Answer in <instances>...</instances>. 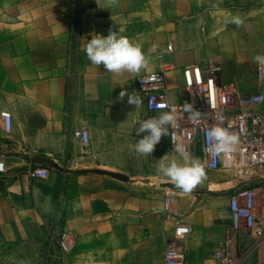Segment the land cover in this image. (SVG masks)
I'll return each instance as SVG.
<instances>
[{"label":"crops","instance_id":"0c3cea01","mask_svg":"<svg viewBox=\"0 0 264 264\" xmlns=\"http://www.w3.org/2000/svg\"><path fill=\"white\" fill-rule=\"evenodd\" d=\"M232 17L243 23H227ZM110 30L142 46L139 73L108 72L87 58L91 36ZM257 55L264 0H0V264H163L176 242L167 197L192 228L176 242L185 264H220L214 254L231 223L236 173L190 192L160 174L161 157H182L172 129L152 155L135 151L138 122L162 113L148 109L136 82L164 69L170 102L198 104L204 95L187 87L184 69L200 65L220 68L219 84L254 93L264 89ZM128 94L142 102L129 104ZM82 127L88 146L74 134ZM37 167L48 176H34ZM63 230L76 240L68 255L58 245ZM258 260L253 251L242 264Z\"/></svg>","mask_w":264,"mask_h":264},{"label":"built area","instance_id":"2783aa9c","mask_svg":"<svg viewBox=\"0 0 264 264\" xmlns=\"http://www.w3.org/2000/svg\"><path fill=\"white\" fill-rule=\"evenodd\" d=\"M169 49L172 45L169 44ZM220 68L204 69L200 65H190L184 69L189 89L196 88L204 99L198 104H188L192 113L182 111L186 104L170 102L165 89L164 69L137 78L138 90L146 96L147 107L151 111L168 112L176 108V127L173 128L176 146L184 147L195 159H199L208 170L232 169L236 184L230 194L231 223L214 256L220 264H242L250 252L257 251V264H264V89L242 94L233 82L218 83ZM258 77L264 79V64H256ZM199 113L198 117L195 115ZM223 117L229 132L238 138L234 150L219 155L210 151L212 140L210 130L220 124ZM7 130L11 128V118L4 117ZM84 146L90 144L88 128L74 132ZM177 152V151H176ZM5 164L0 163V172ZM33 175L48 176V168L37 167ZM170 197L166 198L167 218L175 223V241L184 238L192 230L191 226L176 216L170 207ZM51 235L55 232L52 230ZM250 239V244L241 250L240 244ZM58 245L63 255L76 248L74 234L70 230L60 231ZM176 242L169 245L163 254V264H185L186 253Z\"/></svg>","mask_w":264,"mask_h":264},{"label":"clouds","instance_id":"9594fccd","mask_svg":"<svg viewBox=\"0 0 264 264\" xmlns=\"http://www.w3.org/2000/svg\"><path fill=\"white\" fill-rule=\"evenodd\" d=\"M226 22L237 26L243 23L239 17H232ZM85 52L93 64L103 65L105 71L112 73L119 74L127 71L137 74L141 68L146 67V56L142 46L114 30H110L107 35L97 33L91 36L85 47ZM255 60L259 64H264V56L257 55ZM125 94L126 92L122 95L120 93V98H123ZM141 102L139 97L133 98L131 94H128L129 104L136 106ZM176 111L177 109L173 107L168 112H162L151 119L138 122L136 133L144 135L136 140L135 151L144 156L152 155L162 137L169 135L170 130L176 127ZM182 111L192 113V108L186 104ZM195 115L198 117L199 113ZM223 124V117H221L220 124L209 132L212 140L210 151L217 155L234 150L238 143V138L231 134ZM172 141L173 143L175 141L173 135ZM176 151L182 157V162L174 158L169 159L164 155L159 159L158 172L177 188L184 192H190L205 178V166L199 159L193 158L184 147L177 145Z\"/></svg>","mask_w":264,"mask_h":264},{"label":"rangeland","instance_id":"374dc122","mask_svg":"<svg viewBox=\"0 0 264 264\" xmlns=\"http://www.w3.org/2000/svg\"><path fill=\"white\" fill-rule=\"evenodd\" d=\"M227 169H221V170H206L205 169V178L204 181L207 183H211V182H216L219 178L220 175H224L225 172L227 173L228 171H226ZM233 171V170H232ZM211 190H209L210 192Z\"/></svg>","mask_w":264,"mask_h":264},{"label":"water","instance_id":"95a60500","mask_svg":"<svg viewBox=\"0 0 264 264\" xmlns=\"http://www.w3.org/2000/svg\"><path fill=\"white\" fill-rule=\"evenodd\" d=\"M170 187H173V186H170Z\"/></svg>","mask_w":264,"mask_h":264}]
</instances>
